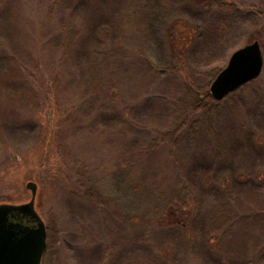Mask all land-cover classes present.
Here are the masks:
<instances>
[{
	"label": "rangeland",
	"instance_id": "obj_1",
	"mask_svg": "<svg viewBox=\"0 0 264 264\" xmlns=\"http://www.w3.org/2000/svg\"><path fill=\"white\" fill-rule=\"evenodd\" d=\"M254 40L261 74L213 124L190 111ZM123 165L145 192L180 193L181 220L90 195ZM27 181L54 231L45 264H264V0H0V203L29 200Z\"/></svg>",
	"mask_w": 264,
	"mask_h": 264
},
{
	"label": "water",
	"instance_id": "obj_2",
	"mask_svg": "<svg viewBox=\"0 0 264 264\" xmlns=\"http://www.w3.org/2000/svg\"><path fill=\"white\" fill-rule=\"evenodd\" d=\"M263 54L254 40L235 49L209 85V93L221 101L229 93L256 79L262 71ZM30 198L21 203H0V264H41L46 249V226L35 200L37 184L27 181Z\"/></svg>",
	"mask_w": 264,
	"mask_h": 264
},
{
	"label": "trees",
	"instance_id": "obj_3",
	"mask_svg": "<svg viewBox=\"0 0 264 264\" xmlns=\"http://www.w3.org/2000/svg\"><path fill=\"white\" fill-rule=\"evenodd\" d=\"M154 19L158 18L159 16L155 14L153 15ZM154 34L157 39V43L160 47V42L161 38L157 37L160 35L159 32L163 35L165 33L160 27L157 25L154 26ZM107 55H111L110 51L104 53ZM103 54L101 53H96L94 55V59L92 61L91 65V70L92 74L95 72L97 68V64L99 62V59H101V56ZM220 69L218 70H213L208 78L207 85L211 83V81L214 79V77L217 75ZM94 75V74H93ZM241 87L236 89L235 91L229 93L226 95L224 99H228L231 95H233L235 92H237ZM222 99L221 101H223ZM221 101H216L214 100L210 93L207 91L206 93L202 94H192L188 95L187 97L184 98L183 103L187 106V108L190 111L194 112H202L204 116L213 124V122L217 119L218 112V104ZM212 127V125L210 126ZM175 134L174 132H168V133H158L156 139L161 140V141H170L173 139V136ZM130 168V167H129ZM129 168L127 165H123L120 169L112 173L109 177L112 181L111 184L109 183H104V180L99 182H94L96 179L92 180L94 189L92 188L90 190V195L93 196L98 202H105L109 201V199H112V201L116 202L119 205L118 202L119 198H123L126 200V196L128 195L129 198H132L135 202H140L142 203V210L138 214L141 216L143 219L144 218H149L151 216L158 217L159 219H163L164 217L170 215V220L176 219V221H180V216L178 215L184 208H186V202L184 199L182 200V197L179 194L173 193L170 196H161V194H156V192H145L141 186L138 183H135L133 180L128 178V171ZM91 178V177H89ZM97 181V180H96ZM181 200V201H180ZM140 203H138L135 206H139ZM144 203V206H143ZM128 204V203H126ZM125 204V206H126ZM179 216V217H178ZM213 221H215V227L212 228L211 226L209 227L210 230H212V234H219V231H222V227L227 225L229 222V217L226 215V212L224 210V207L218 208L214 211L213 213ZM182 223V222H180ZM54 231H52V228L47 227L46 230V249L44 251V254L42 256L41 264H45L46 262V257L48 253V249L50 245V241L53 238ZM210 233V236H214ZM224 231H222L221 238H218V241H222L225 236ZM130 264H135V263H130Z\"/></svg>",
	"mask_w": 264,
	"mask_h": 264
}]
</instances>
